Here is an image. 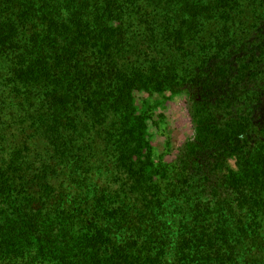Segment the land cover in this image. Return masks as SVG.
<instances>
[{
    "label": "trees",
    "instance_id": "obj_1",
    "mask_svg": "<svg viewBox=\"0 0 264 264\" xmlns=\"http://www.w3.org/2000/svg\"><path fill=\"white\" fill-rule=\"evenodd\" d=\"M0 264H264V0H0Z\"/></svg>",
    "mask_w": 264,
    "mask_h": 264
},
{
    "label": "rangeland",
    "instance_id": "obj_2",
    "mask_svg": "<svg viewBox=\"0 0 264 264\" xmlns=\"http://www.w3.org/2000/svg\"><path fill=\"white\" fill-rule=\"evenodd\" d=\"M164 106L165 107L161 106L162 109L160 108V111L162 112V115L164 117L165 115H175L177 117L178 122L171 126V132H173L175 129L173 137L174 141L176 142V145L174 148L167 144V142H169L168 134H166L167 132L159 131L158 134L156 133V136L154 135L155 143L153 144V147L155 148V151L158 155L174 157L178 151L177 148L182 145V143L187 139L188 135L190 134L191 124L189 122L186 107L184 105H182L181 103H174L169 106L165 104ZM171 145L174 144L172 143Z\"/></svg>",
    "mask_w": 264,
    "mask_h": 264
},
{
    "label": "flooded vegetation",
    "instance_id": "obj_3",
    "mask_svg": "<svg viewBox=\"0 0 264 264\" xmlns=\"http://www.w3.org/2000/svg\"><path fill=\"white\" fill-rule=\"evenodd\" d=\"M177 100H178V98L177 99L174 98L171 101L163 102L161 106L162 107H165L164 106L165 104L169 106L171 104L177 103ZM162 107H161V109H162ZM154 121L156 122V124L153 126L154 128H152L153 134L156 136V133L158 134L159 131L167 132L166 134H168V138H169V142H167V144H169L171 147H174L175 148L176 142L174 141V137H173V134L175 132V129H174L173 132H171V126L173 124H176L178 122L177 121V117L175 115H169V116L168 115L167 116L165 115V117L162 116V118H160V119L159 118H155ZM190 130H191V128H190ZM172 143L174 145H171ZM178 148H177V150H178Z\"/></svg>",
    "mask_w": 264,
    "mask_h": 264
}]
</instances>
